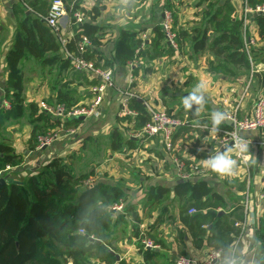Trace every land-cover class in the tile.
Masks as SVG:
<instances>
[{
    "label": "crops",
    "instance_id": "crops-1",
    "mask_svg": "<svg viewBox=\"0 0 264 264\" xmlns=\"http://www.w3.org/2000/svg\"><path fill=\"white\" fill-rule=\"evenodd\" d=\"M77 1L82 2L86 8L93 5L100 7L98 23L103 27V31L98 47L100 58L98 63L107 69H111L106 66V63L113 59L122 29L142 31L140 32L142 37L149 36L153 26L162 22L164 12L167 10V0H75L73 2ZM181 1V9L178 14L180 23L184 27L189 29L203 26L213 28L217 21L223 22L228 18H240L242 22L243 20L247 22L250 35L257 40V26L254 24L253 14L249 12L245 14L246 0ZM209 2L212 4L206 11L218 10L217 19L210 20V14L201 12L202 5ZM32 12L35 13L36 11L27 4V0H0V100L3 99L1 97L4 94L3 84L8 76L6 54L13 46L17 27L25 16ZM60 25L63 38L71 37L70 18H63ZM212 35L216 34L212 32ZM222 63V57L214 56L209 51L197 52L191 44H186V47L172 58L150 59L149 55L141 57L136 71H133L134 67L130 63L125 66L115 65L114 69H111L113 71V84L107 87L104 101L100 107L101 116L87 119L75 134L69 135L65 131H60L58 138L50 147L31 149L29 143L33 125L27 120L23 133L17 132L16 128L12 129V132H17V134L10 143L17 153L23 155L24 161L7 172L6 177L21 181V179L27 178L31 173L40 169L50 157L56 155L64 156L69 165L73 162L69 160L82 156L83 151L88 147V142H94L98 132H101L103 136L110 134L111 137L113 128L117 125L126 135L128 130H132L133 124L122 121L118 123V119L122 118L119 114L120 107L127 91L142 99L147 108L146 103L155 108L162 107L165 103L173 114H177L178 117L184 114L183 118L189 121L188 126L175 131L171 140L172 151H167L166 141L161 135L139 139L137 148L129 150L126 154L133 153L135 157L144 159L148 169H151L152 172L138 175V170L134 171L132 178L137 179V183L131 184L133 186L131 187L120 179L116 181L117 177H122L119 175L121 168L119 171L116 168L111 170L117 165L116 154L121 153L112 150L110 138L105 152L109 158L106 157L107 159L103 163L95 165L94 169L89 172L92 175L89 177L90 182L88 184L91 185L93 181L96 182L100 175L108 171L109 176L98 179V181L102 180L110 185L122 186L128 192L129 199L131 196L133 203H139L144 197L146 198L148 193L153 191L155 186L161 184L172 187L179 178L181 179L172 154L177 158L182 157L183 159L185 157L191 161L202 163L213 153L230 150L229 155L236 161V167L230 177L239 182H246L247 187L243 191L244 193L238 197V192L233 191L236 189L235 187L232 190L230 188V193L224 192L227 191L225 185L221 183L219 176L215 175L216 173L211 172V169L206 176L213 188L216 182L223 185L214 189L224 199L226 198L227 208L220 207L219 209L190 213L186 209L187 205L184 206L171 194V197H167L163 202L161 208L154 212L153 217L144 220L141 228L152 224L151 227L156 229L157 234H162L166 243L171 245L168 249L162 247V251L168 258L167 262L174 261L176 264L178 255H187L196 257L201 261L214 257L215 264H259L255 244L258 240L257 228L264 217V146L248 145L249 161L248 166H246L234 156L233 149L221 146L219 134L206 128V126L212 125L211 114L213 111L219 110L225 114L232 111L236 107L237 101L239 102L241 97L243 98L245 92V97L240 101L237 115L242 118L250 113L256 100L251 96L253 94L251 90L255 88L253 84L254 74L251 69L246 71L235 68L228 63L225 64L226 68L218 66ZM20 68L24 80L26 100L28 102L34 101L37 105L41 101H56L55 87L59 88L61 85L75 86L71 81L72 71L66 73L62 69V59L53 65H45L42 61L34 58L27 59L20 64ZM216 71L226 73H217ZM80 72H82L81 83L77 85L83 94L80 97V102H90L93 97L91 89L101 79L99 77L96 79V76L89 72ZM237 72L239 74H236ZM51 78H55L52 84H50ZM97 80L99 81L97 82ZM200 81H204L206 84L205 98L213 109L207 111L204 106H201V114H204V117H201L203 119L200 120L203 121L196 118L191 119L186 114L187 110L182 104L183 98L192 92ZM255 89L257 94L264 95V89ZM255 96L257 97V95ZM24 117L28 118L27 114L22 118ZM225 123L230 127L232 126L227 118ZM197 124L201 126H197ZM219 126H223V124L221 123ZM29 129L30 133L28 132ZM242 134L251 141L257 136L255 132H243ZM118 158L122 160L121 157ZM18 176L19 178H17ZM110 177L111 181L108 180ZM225 178L222 177V180ZM247 190L253 194L248 205L245 200ZM118 212H122V210ZM189 216L190 218L187 219ZM156 219L157 221L154 223ZM243 222H247L248 225H242ZM136 241L137 239L132 236L130 227L123 228L122 225H119L111 235L110 243L119 251L121 258L142 262V257L135 248ZM155 248L160 250L159 244H156ZM120 249H124V251Z\"/></svg>",
    "mask_w": 264,
    "mask_h": 264
},
{
    "label": "trees",
    "instance_id": "trees-1",
    "mask_svg": "<svg viewBox=\"0 0 264 264\" xmlns=\"http://www.w3.org/2000/svg\"><path fill=\"white\" fill-rule=\"evenodd\" d=\"M66 3L71 5L69 2ZM180 3L181 0L166 2L167 10L173 13L172 30L176 34L177 48L168 42L167 29L162 23L155 24L146 37L140 35L142 31L125 28L120 31L113 59L106 63V66L114 69L115 65L125 66L130 63L134 67L133 71H136L141 57L149 55L150 59L172 58L183 50L186 44H191L197 52L209 51L214 56L222 57L223 63L218 66L225 67L228 63L247 71L251 69L250 56L257 65L264 62V13H253L254 24L257 26V40L255 39V44L249 45L248 51L243 35L244 23L240 18L217 21L213 28L203 26L189 29L180 23L178 14L181 9ZM27 4L36 12L26 15L17 27L13 46L6 54L8 76L3 84L4 94L1 97L9 100L11 107L9 109L0 107V136L8 122L21 119L26 114L30 124L44 123L42 126L44 129H58L55 132L58 134L60 131L67 132L70 129L77 131L84 120L79 117H53L41 109L39 103L37 105L34 101L26 100L20 64L24 60L34 58L45 65H53L62 59V69L66 73L78 72L80 76L82 72L72 67L74 56L91 60L97 67L107 69L98 63L100 60L98 47L103 31V27L98 23L100 7L93 5L86 8L80 1L72 2L69 9L72 36L67 38L63 46L57 33L42 17L49 11L48 1L27 0ZM263 4L264 0H246L247 7L252 9ZM77 11L83 15L82 22L76 21L74 13ZM217 12L218 10L212 12L210 9L204 11V14H210V20H214L218 18ZM209 30L216 35H212ZM85 38L92 44L81 52L80 43ZM65 50L71 55H67ZM253 77L255 88L264 89V71L255 72ZM54 90L56 101L49 100L50 104H64L71 109L81 103L80 97L83 94L77 85L73 87L61 85ZM202 106L207 111L213 110L207 100ZM129 107L136 112L135 115H123L118 119V123L121 121L132 123V130H128L125 135L117 125L113 128L111 136L112 150L121 153L137 148L141 138L129 134L141 131L151 119V114L142 99L131 97ZM162 107L169 114H173L165 103ZM196 107L185 109L186 114L191 119H203L201 106L198 113ZM222 124L230 128L225 122ZM34 131L29 143L31 149L38 146V134ZM183 159L187 170H190L194 163H198L185 157ZM23 161V155L17 153L10 142H0V172L7 166L17 167ZM91 175L92 173L75 174L66 158L56 155L50 157L40 169L27 178L21 179L22 183L10 182L1 186L0 264H174V261L167 262L168 258L162 251V247L168 249L171 245L166 243L162 234H157L156 229L151 227L152 224L141 228L144 220L153 217L154 212L161 208L171 194L184 206L198 204L208 199L224 201L207 177L181 178L183 181L179 178L172 187L159 184L146 198L139 203H133L127 202L129 194L120 185H110L102 180L93 181L89 185ZM120 204H123L124 208L122 212L117 213L113 207ZM189 218L190 216L187 217ZM156 221L157 219L154 223ZM119 225L131 228L132 236L137 239L135 248L142 257V262L129 258L117 260L116 255L109 251L112 249L120 255L110 243L111 235ZM257 235L255 249L259 256V264H264V217L257 228ZM145 237L159 244L160 250L145 247L143 243ZM102 243L108 248H104Z\"/></svg>",
    "mask_w": 264,
    "mask_h": 264
},
{
    "label": "built area",
    "instance_id": "built-area-1",
    "mask_svg": "<svg viewBox=\"0 0 264 264\" xmlns=\"http://www.w3.org/2000/svg\"><path fill=\"white\" fill-rule=\"evenodd\" d=\"M69 6V7H68ZM72 7L71 5H67L64 0H52L50 4L49 11L46 16H42L47 24L53 28L55 33H57L59 40L61 41L62 45L65 46L66 39L63 38L61 33V21L65 17L70 18L69 9ZM264 13V4L258 6L256 9L249 8L245 6V14L246 13ZM77 22L83 21V15L80 11L74 13ZM245 18V17H244ZM172 22H173V13L170 10H166L164 12V18L162 20V25L165 29H167L166 35L168 42L177 48L176 43V34L172 30ZM244 28H243V35L245 40L246 49L249 51V45L255 44V39L249 33V27L247 26V22L243 20ZM91 41L87 38L83 39L80 43L79 50L84 52L87 47L91 46ZM67 55H71L67 50H65ZM250 63H251V71L254 74L255 72H259L260 69L258 68L257 64L254 62L252 56H250ZM72 67L76 71H84L89 72L92 75L99 77L101 80L98 84H96L92 89V99L88 104H82L68 109L64 104H50L47 101H41L39 103V107L45 110L47 113L52 115L53 117H60V118H74L85 116L86 119L91 117L98 118L101 116L100 107L104 101V96L108 86H112L113 84V71L111 69H103L97 67L93 61L87 60L82 57H74L72 61ZM249 85V84H248ZM246 93V92H245ZM245 93L243 98L245 97ZM134 95L132 92L127 91L125 93V97L121 102L120 107V115H134L135 111L131 110L129 107V99ZM241 97L240 101L243 99ZM240 101H237L236 107L226 113L227 119L231 123L230 128H226L223 126H217L213 128V125L206 126L209 130L214 133H217L221 136L220 144L222 147H227L234 150V156L243 162L246 166H248L249 156L248 152L241 153L239 150V145L243 143L255 144V145H263L264 146V95H260L256 98L253 108L251 109L250 113L242 118H239L237 115V110L240 108ZM148 106V110L151 114L150 121L144 126V128L139 132H131L129 135L137 138H150L157 135H161L166 141V149L168 152L172 151V138L177 129L186 127L189 125V121L185 120L184 118H180L174 114H169L164 107L155 108L151 106L149 103H146ZM0 107L4 109H9L11 107V103L7 99L0 100ZM234 111V112H233ZM197 126H201L197 124ZM76 129H70L69 131L65 132L66 134L73 135L75 134ZM243 132H255L257 136L252 141L248 138L243 136ZM58 133H48L44 136L38 137V146L37 149H43L46 147H50L53 142L58 138ZM176 162V168L180 173V177L182 179H190L196 177H206L209 173V168L205 167V162H198L194 163L190 170H187V166L185 164L184 159H179L175 155H171ZM14 167L7 166L3 172H0V177L3 176L6 172H10ZM90 182V180H89ZM251 198H253V194L247 191L245 195L246 204L250 202ZM124 205H115L113 209L116 210H123ZM195 212V209H191L190 213ZM243 224H247V222H243ZM83 232V231H81ZM143 243L147 248H155L156 244L150 238L145 237L143 239ZM214 257H209L208 259L201 261L196 257L187 256V255H178L176 258V264H215Z\"/></svg>",
    "mask_w": 264,
    "mask_h": 264
},
{
    "label": "rangeland",
    "instance_id": "rangeland-1",
    "mask_svg": "<svg viewBox=\"0 0 264 264\" xmlns=\"http://www.w3.org/2000/svg\"><path fill=\"white\" fill-rule=\"evenodd\" d=\"M47 1H48V4L50 5L52 0H47ZM73 1H75V0H66V2H69V3H72ZM211 4H212V2H209L208 4H205V5L203 4L202 8H201V12L208 10V8L210 7ZM257 66L260 69V71H264V62L261 63L260 65H257ZM216 72L217 73H221V72L223 73L224 71H216ZM77 73L78 72H73V76L71 78V81L74 85H79L81 83V81H80L81 75L79 76ZM224 73H226V72H224ZM236 74H239V73L237 72ZM53 77H55V76H53ZM54 79L55 78L50 79V84L53 83ZM251 91L253 92V94H251V96L253 98H257L260 96L259 94L256 93L255 88H253ZM255 95H257V97ZM43 99L46 100V98H43ZM48 101L49 100H47V102ZM88 103L89 102H86L84 104H88ZM27 120H28V118L24 117L21 119L12 120V121L8 122L1 131L0 142L1 141L10 142L11 140L14 139V136H15V134H17V132L20 131L23 133V129L25 128L24 125L25 126L27 125ZM43 125H44V123L33 124L31 133H32V131L35 130L34 132H36L38 134V137H40V136H44L48 133L53 134L54 132L57 131V130L54 131L52 129H49V130L44 129L42 127ZM13 128L17 129L16 133L12 132ZM28 132L30 133V129L28 130ZM96 135H97L95 137L96 140H94V142L93 141L88 142V147L85 149V151H83L81 157H79V158L76 157L73 160H69V161H73L69 165L72 168V170L75 171V173L77 175L80 173H89L92 169H94L95 165H99V164H101V162L103 163L107 158H109V157H107V154L105 155V152H106V146H108V142H110V138H111L110 134H108V135L105 134L103 136V135H101V132H98ZM93 150H94V152H93ZM110 153L113 154V152H110ZM119 153H121V152H119ZM108 156H109V154H108ZM118 157H121L123 161ZM115 160L117 161V165H115L113 167V169H111V170H114L116 168V170L119 171V168H121V172L119 175L122 176V177L120 176L121 178L117 177L116 181H119V179H120L123 183H126L127 185H129L131 187H133L132 185L137 183V179L132 178L134 171L138 170L137 171L138 175L140 173L144 174V173L152 172L151 169H148V165L145 163V160L139 158L138 156L135 157L133 155V153H130L128 155L126 153L116 154ZM143 164L145 165V167ZM5 174H4V176H5ZM215 175H217V174H215ZM4 176H1V177H4ZM107 176H109L108 171H106L102 175H100L99 176L100 178H97L96 181H98V179H101V178H106ZM14 178H16V177H14ZM17 178H19V176ZM95 178H96V175H95ZM108 180L111 181V177ZM219 180L221 181V183H223L225 185L224 187L226 188L227 191H224V192L230 193L232 188L235 187L236 189H233V191L238 192V194H237L238 197L242 193H244L243 191H245V189L247 187L246 182H241V181L239 182V181L233 180L230 176H227L223 180H222V177H219ZM117 183H120V182H117ZM219 185H220V183L216 182L214 188H218ZM221 186H223V185H220V187ZM230 188H231V190H230ZM247 191H249V190H247ZM224 192H223V194H224ZM246 193H245V195H246ZM225 199L223 202L219 201V199H210V200L208 199V200H205L204 202L201 201V203H198V204H189V205H187L186 209L189 212L191 209H195V213H196L198 211H206V210H210V209L211 210L219 209L220 207L227 208L228 204H227V200H225ZM127 200H128L127 202L133 201V198L130 196V199L128 198ZM241 200L243 201V198ZM114 211L118 212L121 210L114 209ZM120 250L124 251V249H120Z\"/></svg>",
    "mask_w": 264,
    "mask_h": 264
},
{
    "label": "clouds",
    "instance_id": "clouds-1",
    "mask_svg": "<svg viewBox=\"0 0 264 264\" xmlns=\"http://www.w3.org/2000/svg\"><path fill=\"white\" fill-rule=\"evenodd\" d=\"M206 84L204 81L197 83L192 92L185 96L182 100V104L185 109H192L193 106L196 107L197 113L199 112V107L206 103V98L204 90ZM226 114L219 110L213 111L211 114V122L213 128H216L221 123L225 122ZM239 150L241 153H246L248 151L247 143L239 145ZM230 150L223 152H216L209 155L205 160V167L211 169L219 177H227L233 174L236 167V161L229 155Z\"/></svg>",
    "mask_w": 264,
    "mask_h": 264
},
{
    "label": "water",
    "instance_id": "water-1",
    "mask_svg": "<svg viewBox=\"0 0 264 264\" xmlns=\"http://www.w3.org/2000/svg\"><path fill=\"white\" fill-rule=\"evenodd\" d=\"M79 119L81 120H84L86 121V117L85 116H80ZM180 181H183L182 179ZM10 182H16V183H22L21 181L19 180H12V179H8V177H0V187L7 184V183H10ZM220 214H222V212H220ZM93 239V238H92ZM102 246L104 248H108L107 245L105 243H102ZM109 251L112 253V254H115L116 255V258L117 260H119L121 257L119 254L115 253L112 249H109Z\"/></svg>",
    "mask_w": 264,
    "mask_h": 264
}]
</instances>
